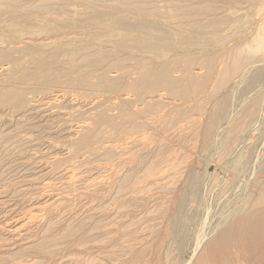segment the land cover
<instances>
[{"label": "rangeland", "instance_id": "1", "mask_svg": "<svg viewBox=\"0 0 264 264\" xmlns=\"http://www.w3.org/2000/svg\"><path fill=\"white\" fill-rule=\"evenodd\" d=\"M27 1L7 0L6 2V0H0V64L2 63L0 65V82H4L8 77L7 72L2 70L3 66L6 67L9 65L8 58L16 60L15 64L9 65L11 66L10 68H13V71L15 70L16 72L23 73L27 71L33 74L37 66L45 65V69L49 72V75L52 78L56 77L60 82L57 87H43L40 89L41 91L38 89L33 92L34 95L28 92L26 97L30 104L27 103L24 107L15 108V106L12 105L0 106V194L3 193L4 196L11 197L15 195H13V193L20 191V189L24 191V187L28 186L26 188L27 191H24L26 194L24 195V193L18 192L17 195L19 197L16 195L15 200L11 203L15 209H18L17 212L22 213L23 210L25 211L28 209L27 207H29V201H31V199L37 200V198L40 197V193L37 194L36 189L41 188V184L45 182V180L42 179L43 175L41 172L43 170L48 171L49 169H53L55 173L69 166L71 163H76L79 159H81L79 161L80 163L85 164L81 167V172L84 171L82 172L84 175H82V178H93L94 174L97 175V173H99L102 178L103 175L106 174L104 175V181H107L109 176H111L110 178L112 180L111 188H105L106 190L100 188L97 191H93L92 189H83L85 188V182H78L72 189H66L67 187L62 185L63 182L61 180H59L58 183L55 176L52 178V182L54 179L53 192L55 194L65 192L68 197V203L67 209L61 212L62 214L55 215L52 219L54 223H56V229L52 231V234L57 238H55L56 240L54 239L52 244V249L54 251L47 257L48 259L50 257L49 260L45 258V261H41L46 262L45 264H90V262L91 264H197L205 247L215 241L217 237H221L219 235L229 226H234L233 224H236V221L237 223L238 221H245L247 227L253 228L259 226L256 222L259 221L263 214V218H261L259 222H264V210L262 211V209H264V204L254 207V201L264 194V53L257 54L256 58L253 57L251 59L249 54L248 56L247 54L245 55L248 51L247 48L254 44V37H256L259 31V23H261L264 18V16L262 17L264 11H261V8H263L261 4L264 5V0H233V2L232 0H189L188 3L195 2L194 4L199 6L196 7V9L204 14L203 18H205V21L202 22L201 31H197L199 28H192L193 26L184 28L182 26H165L161 24V21L149 18V14L136 15L139 13L135 14L132 10L127 8V4H132L134 2L139 3V1L141 2L143 0H57L58 3L56 0ZM242 1L245 4H243ZM66 3L69 4L67 5ZM200 4H202L203 7ZM209 7L210 10H207ZM226 9L229 10L228 13H225V11H227ZM237 10L240 11L238 12ZM47 12L49 14H47ZM124 21L131 25H138L140 23L148 25L149 33L152 36L145 35V37L141 39V43L142 46H147L148 44L150 46L154 43L156 51L152 53L150 51L151 49H143L129 40L128 38L131 33H127L124 27L122 28L121 22ZM155 22L164 27L162 26L159 29V27L156 26L157 24H154ZM157 28L160 31L157 30ZM161 32H164L163 35ZM134 35L141 36L139 33H134ZM162 36H172V45L162 40L164 39ZM122 40L127 41V47L125 46V49L119 46ZM17 46H21L22 49L17 51ZM228 51L232 52L229 53ZM236 51L240 54L243 53L242 51H245L243 53L244 56L241 55V57L242 59L245 58L247 61L243 60L242 68L230 74L231 78L228 82L222 78L224 74L223 68L224 70L227 68L230 70V66H233L232 56H234L233 54H235ZM246 57H249L248 59H250V61H248ZM175 59H177L175 61L177 65L173 62ZM186 59H191L192 65L190 66V70L204 67L203 69H205V72L209 70L207 68V62L210 61V59L215 61L213 63L214 72L212 80L207 83L205 89L201 93L185 99L181 96L174 97L169 91H164L165 88L163 87H157L152 93L145 92L142 94L131 87V85L139 81V71L137 72V70L138 63L141 61H144L146 63L145 65L148 67L151 65L150 68H152L153 65L155 69H169V71H172L171 77L174 78L177 76L175 77L177 82L179 85H182L183 82L180 83V81L185 78L184 76L186 73L185 66L181 61ZM118 60L119 62L117 63ZM178 60L181 62L180 64ZM117 73L118 76L120 75L123 77L119 76V80L116 81L117 86L120 87L116 93L111 94L102 89L94 93L92 90L93 86H100L104 81L103 76L106 77ZM221 73L223 74L221 75ZM88 76L91 83L90 86H85L80 90L76 87L72 89V86H66V84H68L67 82H70L71 79L75 82ZM219 76L220 78L218 79ZM119 84L121 85L119 86ZM58 92L66 94L67 97H62L63 100L59 98L58 101L56 100L57 104L55 105V101L52 105H48L47 107L40 105L41 102L44 101L45 96H50L51 94L55 95ZM159 92L165 94L163 101L161 100L162 103L157 101L158 103L151 102L150 106L146 105L145 107L143 105V99L149 100V97H153ZM97 95L100 96L99 104L96 106L89 105L88 102L91 101L92 97ZM117 95H128L131 100L129 102L130 104L127 106H115L113 102L116 101L115 98L118 97ZM198 102H200L199 106ZM160 105L161 107L159 108L158 106ZM44 108L47 112H45ZM141 110L143 112H141ZM65 112L66 115H63ZM134 112H136V114ZM100 113H103V115L107 117H112L109 125L102 126L104 136L102 135L97 138L98 141L95 139V144L91 149L92 151H83L79 155L78 160L74 161L75 159L73 160L67 157L68 155L63 149H66L64 145L66 142L65 138L68 134L66 130L68 126H76L78 123L85 121L94 128L98 125L95 120ZM127 114L134 115L137 126L146 124L144 128L140 125L135 130L131 125L124 124L123 120ZM56 116L57 118H54ZM78 116H80V118ZM181 117L182 119H180ZM76 121L77 123H75ZM169 121L172 122V124ZM113 124H115V126ZM30 125H32V128ZM143 133L149 134V139L146 141L147 146L131 148L127 145L130 139H135L137 135L139 136ZM155 135L157 136L155 137ZM168 136L170 138H168ZM108 145H117L120 150L110 153L102 150L104 146L106 147ZM11 146H13L12 149L10 148ZM120 147H122V149ZM126 147H128V151ZM161 151L164 155L161 154ZM6 155L8 156L6 157ZM167 157L170 158L169 162L174 163L178 169L174 178V183L167 187H159L156 183L148 187L143 177L151 171L156 174L163 170L167 164L166 161H168ZM86 160L88 162H86ZM158 164L159 166L155 167ZM147 165L149 167H147ZM45 166H47V168ZM24 169L25 171H23ZM113 169H117V176H115L116 172ZM10 172L13 173L11 174ZM118 172L120 177L118 176ZM113 176H115V178ZM126 176L130 178L133 176L130 180L132 183L131 186L134 185L133 188L135 189V186L139 183L140 185L138 184V186L140 187L138 188L137 186L136 188H138L137 190L141 193L133 194V196L130 192L131 189L126 188L125 191V187L124 189L121 187L123 185L122 179L127 178ZM156 176L157 177H154L158 179L160 175ZM20 177L22 178L19 179ZM154 177L153 179H155ZM45 178L47 179V177ZM55 181H57V183ZM34 183L37 185L35 186ZM77 187L79 188L77 189ZM146 188L148 189L146 190ZM28 189H30V192ZM142 190L147 194L145 192L142 193ZM19 194L22 195V197H20ZM135 195L137 196L135 197ZM108 201L111 202L109 203ZM98 207H100V209ZM89 208H94L95 210L91 212ZM119 208L121 210H119ZM8 211L9 209L0 207V226L8 219H10V221L8 220L9 222H12L11 217L13 215L9 214ZM254 212H257L255 216ZM90 214L92 216H90ZM251 214L254 216H252L253 218H251ZM89 217H92V219ZM250 218L251 220L249 221ZM54 219L58 220L55 221ZM60 219L62 222L59 221ZM80 224L83 225V231L81 230L75 233L76 236L73 234L74 236L72 235V238L71 236L66 238L62 237L63 240L60 238L61 233L63 234L68 228L73 229L75 225L76 228ZM62 229L65 230L63 231ZM109 230L111 232H109ZM106 231L108 236H105ZM36 232L37 231H34V234ZM99 232L102 233L100 234ZM42 234L43 232H41V235L40 233L35 235V240H39V236L42 237ZM5 237H2V239H4L2 245L10 243L9 237ZM54 245H56L55 247L57 249L53 247ZM2 250H4V254H8L0 257V264H16L25 260L27 261V258H32L33 256V254H28L26 257H22L23 259L18 257L19 259L16 258V260L18 259L19 261L17 260L18 262H16L14 260L15 256H10L9 254L12 248H3ZM79 254H81V256ZM34 256V259L32 258L29 260H37V255Z\"/></svg>", "mask_w": 264, "mask_h": 264}, {"label": "bare ground", "instance_id": "2", "mask_svg": "<svg viewBox=\"0 0 264 264\" xmlns=\"http://www.w3.org/2000/svg\"><path fill=\"white\" fill-rule=\"evenodd\" d=\"M19 1V0H18ZM27 1V0H26ZM52 1V0H50ZM76 1V0H75ZM82 1V0H81ZM89 1V0H88ZM118 1V0H117ZM193 1V0H192ZM224 1V0H223ZM7 2V0H6ZM28 2V1H27ZM55 2V1H54ZM57 2V0H56ZM60 2V1H59ZM86 2V1H85ZM93 2V1H91ZM95 2V1H94ZM112 2V1H111ZM131 2V1H130ZM189 0H143V1H139L138 2H134L132 4H127V8L129 10H132L135 14L136 13H139V14H136V15H140V14H149V18H154V19H157L159 21H161V24L165 25V26H182L183 28L184 27H187V26H193L192 28H199L197 29V31H201L200 28H201V25H202V22L205 21V18H203L204 14L201 12V11H198L196 9V7H199V6H196V4L194 3H188ZM209 2V1H208ZM220 2V1H219ZM233 2V0H232ZM24 3V2H23ZM31 3V2H30ZM58 3V2H57ZM88 3V2H87ZM104 3V2H103ZM108 3V2H107ZM205 3V2H204ZM210 3V2H209ZM221 3V2H220ZM239 3V2H238ZM243 3V1H242ZM2 4V3H1ZM16 4V3H15ZM43 4V3H42ZM67 4V3H66ZM65 4V5H66ZM69 4V3H68ZM67 4V5H68ZM89 4V3H88ZM91 4V3H90ZM115 4V3H114ZM125 4V3H124ZM203 4V3H202ZM202 4H200L202 6ZM206 4V3H205ZM211 4V3H210ZM224 4V3H223ZM226 4V3H225ZM245 4V3H243ZM7 5V4H6ZM5 5V6H6ZM59 5V4H57ZM63 5V4H62ZM66 5V6H67ZM79 5V4H78ZM111 5V4H110ZM126 5V4H125ZM199 5V4H198ZM16 6V5H15ZM35 6V5H34ZM99 6V5H98ZM119 6V5H118ZM206 6V5H205ZM261 6L264 8V5L261 4ZM3 7V6H2ZM10 7V6H9ZM19 7V6H18ZM25 7V6H24ZM42 7V6H41ZM55 7V6H54ZM75 7V6H74ZM77 7V6H76ZM95 7V6H94ZM102 7V6H101ZM203 7V6H202ZM211 7V6H210ZM210 7L209 9L207 10H210ZM217 7V6H216ZM13 8V7H12ZM20 8V7H19ZM34 8V7H32ZM79 8V7H78ZM82 8V7H81ZM96 8V7H95ZM124 8V7H123ZM218 8V7H217ZM222 8V7H221ZM224 8V7H223ZM234 8V7H233ZM260 8V6H259ZM261 8V11H264V9ZM28 9V7H27ZM45 9V8H44ZM77 9V8H76ZM101 9V8H100ZM111 9V8H110ZM115 9V7H114ZM203 9V8H202ZM263 9V10H262ZM4 10V9H3ZM19 10V9H18ZM26 10V9H25ZM69 10V9H68ZM200 10V9H199ZM216 10V9H215ZM227 10V9H226ZM260 10V9H259ZM22 11V10H21ZM59 11V10H58ZM238 11V10H237ZM240 11V10H239ZM238 11V12H239ZM260 11V13H261ZM32 12V11H31ZM63 12V11H62ZM77 12V10H76ZM94 12H97V11H94ZM117 12V11H116ZM229 10L225 11V13H228ZM3 13V12H2ZM5 13V12H4ZM39 13V12H38ZM44 13V12H43ZM52 13V12H51ZM50 13V14H51ZM106 13V12H105ZM253 13V12H252ZM257 13V11H256ZM255 13V14H256ZM46 14V13H45ZM47 14H49L47 12ZM95 14V13H94ZM97 14V13H96ZM234 14V13H233ZM237 14V13H236ZM251 14V13H250ZM5 15V14H4ZM3 15V16H4ZM7 15V14H6ZM38 15V14H37ZM222 15V14H221ZM226 15V14H225ZM252 15V14H251ZM39 16V15H38ZM62 16V15H60ZM65 16V15H64ZM97 16V15H96ZM106 16V15H105ZM145 16V15H144ZM208 16V15H207ZM214 16V15H213ZM212 16V17H213ZM254 16V15H253ZM258 16V15H257ZM264 16V14L262 15V17ZM35 17V16H34ZM211 17V18H212ZM218 17V16H217ZM233 17V16H232ZM98 18V17H97ZM207 18V17H206ZM255 18V17H254ZM60 19V18H59ZM83 19V18H82ZM85 19V18H84ZM118 19V18H117ZM124 19V18H123ZM209 19V18H208ZM45 20V19H44ZM58 20V19H57ZM71 20V19H70ZM107 20V19H106ZM122 20V19H121ZM217 20V19H216ZM141 21V20H140ZM144 21V20H143ZM212 21V20H211ZM78 22V21H77ZM119 22V21H118ZM208 22V21H206ZM223 22V21H222ZM236 23V22H235ZM71 24V23H70ZM110 24V23H109ZM120 24V23H119ZM122 24V28L124 27V29L126 30V32H130L131 34L129 35V40H131L133 43H135L136 45H138L139 47H142L143 49H151L150 51L152 53H154V51H156V47L154 46V43L153 45H150L149 44L147 46H142V43H141V39L143 37H145V35H151L149 33V28L147 27L148 25H145L144 23L143 24H138V25H131L129 23H126L125 21L124 22H121ZM154 24H157L156 22ZM161 24H157L156 26L159 27H162L160 26ZM257 24V23H256ZM259 28H258V32H257V35L256 37H254V44L249 46L247 48V52L245 53V55L249 54V57L250 59L251 58H256L257 54H262L264 53V18L262 19L261 23H259ZM100 25V24H99ZM115 25V24H114ZM113 25V26H114ZM118 25V24H117ZM228 25V24H227ZM68 26V25H67ZM104 26V25H103ZM106 26H107V23H106ZM109 26V25H108ZM210 26V25H209ZM246 26V25H245ZM256 26V25H255ZM254 26V27H255ZM111 27V26H110ZM164 27V26H163ZM67 28V27H66ZM156 28V27H155ZM174 28V27H173ZM182 28V29H183ZM191 28V29H192ZM245 28V27H243ZM242 28V29H243ZM257 28V27H256ZM78 29V28H77ZM95 29V28H94ZM98 29V28H96ZM111 29V28H110ZM153 29V28H152ZM150 29V30H152ZM157 28V30H159ZM179 29V28H178ZM206 29V28H205ZM221 29V28H220ZM230 29V28H229ZM237 29V28H236ZM246 29V28H245ZM163 30V29H162ZM244 30V29H243ZM6 31V30H5ZM70 31V30H69ZM160 31V30H159ZM164 31V30H163ZM245 31V30H244ZM91 32V31H90ZM155 32V31H154ZM170 32V31H169ZM234 32V31H233ZM81 33V32H80ZM134 33H139L141 34V36H136L134 35ZM152 33V31H151ZM162 35L164 32H161ZM160 33V34H161ZM6 34V33H5ZM110 34V33H108ZM169 34V33H167ZM233 34V33H232ZM68 35V34H67ZM74 35V34H73ZM118 35V34H117ZM19 36V35H18ZM152 36V35H151ZM159 36V35H158ZM113 37V36H112ZM163 37V36H162ZM253 37V36H252ZM57 38V37H56ZM115 38V37H114ZM164 41L168 42V43H171L172 45V36H168V37H163ZM195 38V37H194ZM226 38V37H225ZM2 39V38H1ZM161 39V38H160ZM192 39V38H191ZM110 40V39H109ZM187 40V39H186ZM223 40V39H222ZM27 41V40H26ZM43 41V40H42ZM229 41V40H228ZM31 42V40H30ZM45 42V41H44ZM74 42V41H73ZM126 40H122L120 41L119 43V46L121 48H126L127 45H126ZM152 42V41H151ZM156 42V41H155ZM201 42V41H200ZM54 43V42H53ZM150 43V42H149ZM174 43V42H173ZM224 43V42H223ZM233 43V42H232ZM238 44V43H237ZM13 45V44H12ZM21 45V44H19ZM51 45V44H50ZM156 45V44H155ZM184 45H187V44H184ZM190 45V44H189ZM188 45V46H189ZM197 45V44H196ZM215 45V43H214ZM220 45V44H219ZM10 46V45H9ZM56 46V45H55ZM59 46V45H58ZM126 46V47H125ZM164 46V45H163ZM33 47V46H32ZM29 48V47H28ZM86 48V47H85ZM84 48V49H85ZM117 48V47H116ZM130 48V47H129ZM195 48V46H194ZM233 48V47H232ZM1 49V48H0ZM3 49V48H2ZM9 49V47H8ZM7 49V50H8ZM22 47L21 46H17L16 47V50H21ZM25 49V48H24ZM53 49V48H52ZM95 49V48H94ZM242 49V48H241ZM240 49V50H241ZM246 49V48H245ZM244 49V50H245ZM11 50V49H10ZM13 50V49H12ZM76 50V49H75ZM98 50V49H97ZM118 50V49H117ZM146 50V52L148 53V51ZM164 50V49H163ZM26 51V50H24ZM149 51V52H150ZM239 51V50H238ZM238 51H236L235 54H233L234 56H232V63H233V66H230V70L227 68L224 70L223 68V73H221L222 75V78L225 80V81H228L230 80L231 76L230 74L232 72H237L239 71L243 64L242 62H244L243 60H245V58L242 59L241 55H243V53L245 51H242L243 53L240 54L238 53ZM1 52V51H0ZM8 52V51H7ZM10 52V51H9ZM67 52V51H66ZM80 52V50H79ZM95 52V51H94ZM93 52V53H94ZM229 52V51H228ZM232 52V51H230ZM229 52V53H230ZM234 52V51H233ZM77 53V52H76ZM1 54V53H0ZM8 54V53H7ZM27 54V53H26ZM99 54V53H98ZM225 54V53H224ZM227 54V53H226ZM10 55V54H8ZM24 55V54H23ZM94 55V54H93ZM166 55V54H165ZM218 55V53H217ZM230 55V54H229ZM67 56V55H66ZM78 56V55H77ZM188 56V55H187ZM191 56V55H189ZM231 56V55H230ZM4 57V56H2ZM42 57V56H41ZM74 57V56H73ZM94 57V56H93ZM97 57V56H96ZM134 57V56H133ZM132 57V58H133ZM139 57V56H138ZM162 57V56H161ZM209 57V56H208ZM223 57V56H222ZM248 57V58H249ZM15 58V57H14ZM32 58V57H31ZM36 58V57H35ZM34 58V60H35ZM91 58V57H90ZM105 58V57H104ZM135 58V57H134ZM185 58V57H184ZM246 57V59H248ZM7 59V58H5ZM33 59V58H32ZM37 59H38V54H37ZM71 59V58H70ZM83 59V58H82ZM99 59V58H98ZM107 59V58H106ZM130 59V58H129ZM142 59V58H141ZM228 59V58H227ZM250 59H248V61H250ZM4 60V59H3ZM9 60L8 63L9 65L11 64H15L16 63V60L15 59H7ZM88 60V59H87ZM86 60V61H87ZM101 60V58H100ZM99 60V61H100ZM139 60V59H138ZM151 60V59H150ZM177 59H175L173 62H175ZM182 60V59H181ZM208 60V59H207ZM223 60V59H222ZM258 60V59H257ZM84 61V60H83ZM89 61V60H88ZM102 61V60H101ZM131 61V60H130ZM229 61V59H228ZM247 61V60H245ZM252 61V60H251ZM6 62V61H5ZM31 62V61H30ZM41 62V61H39ZM85 62V61H84ZM91 62V61H90ZM98 62V61H96ZM119 62V60L117 61V63ZM132 62V61H131ZM170 62V61H169ZM179 62V60H178ZM183 64H184V68H185V73L186 75L184 76L185 78L183 80L180 81L183 82L182 85L177 82L176 78L177 76H175L174 78L171 77V72L172 71H169V69L165 70L161 68L160 69H155L153 68V65H152V68H150L151 65L146 66L145 62L144 61H141L138 63V70L137 72L139 71V81L136 82L134 85H131L132 88H134L137 92H139L140 94L142 93H145V92H150L152 93L153 91H155L157 89V87H163L165 88V90L169 91L174 97L175 96H181L182 98H185V99H188L189 97H192L196 94H199L201 93L204 89H205V86L207 85V83H209L211 80H212V77H213V72H214V69H213V63L215 61L211 60L207 62V68L209 69L207 72H205V69L203 68H197L195 70H190V66L192 65V62H191V59H186V60H183L181 61ZM179 62V64L181 63ZM223 62V61H222ZM221 62V63H222ZM224 62H225V58H224ZM230 62V61H229ZM47 63V62H46ZM101 63V62H100ZM105 63V62H104ZM114 63V62H113ZM154 63V62H153ZM176 65H177V62H175ZM173 63V64H175ZM251 63V62H250ZM2 64V63H1ZM0 64V65H1ZM97 64V63H96ZM112 64V63H111ZM110 64V65H111ZM130 64V63H129ZM157 64V63H156ZM228 64V63H227ZM248 64V63H247ZM6 66V67H2V70H5L7 72V75L8 77L6 78V80H4V82H0V106L1 105H12V106H15V108H21V107H24L26 106V104L29 102L27 101V93L28 92H31L33 94L34 91L36 90H40L41 88L43 87H57V85H59V82L60 80L58 81V79L56 77H51L49 75V72L45 69V65H39L36 67L35 71L33 72V74H31L30 72L28 73L27 71H24L25 73L23 72H16L15 70L13 71L12 69L13 68H10L11 66ZM36 65V63H35ZM95 65V64H94ZM109 65V64H108ZM107 65V66H108ZM14 66V65H13ZM20 66V65H19ZM22 66V65H21ZM29 66V65H28ZM31 66V65H30ZM122 66V65H121ZM159 66V65H158ZM163 66V65H162ZM180 66V65H179ZM183 66V65H182ZM228 66V65H227ZM226 66V67H227ZM88 67V65H87ZM119 67V66H118ZM161 67V65H160ZM159 67V68H160ZM167 67V65H166ZM173 67H177V66H173ZM215 67V66H214ZM220 67V66H219ZM232 67V68H231ZM4 68V69H3ZM19 68V67H18ZM25 68V67H24ZM29 68V67H28ZM77 68V67H76ZM108 68V67H106ZM165 68V67H164ZM169 68V67H168ZM27 69V68H26ZM26 69H23V70H26ZM81 69V68H80ZM84 69V68H83ZM122 69V68H121ZM219 69V68H218ZM30 70V69H29ZM98 70V69H97ZM103 70V69H102ZM136 70V69H135ZM177 70V68H176ZM32 71V70H31ZM82 71V70H81ZM93 71V70H92ZM96 71V70H95ZM99 71V70H98ZM3 72V71H2ZM5 72V73H6ZM84 72V71H83ZM91 72V71H90ZM107 72V71H106ZM131 72V71H130ZM222 72V71H221ZM82 73V72H81ZM102 73V72H101ZM77 74V73H76ZM173 74V73H172ZM219 74V73H217ZM2 76V75H1ZM85 76V75H84ZM120 76V75H119ZM119 76H118V73L117 74H112V75H109V76H106L104 77L103 76V83H101L100 86H93V91L94 93L96 91H98L99 89L101 90H106L107 92L111 93V94H114L116 93L120 87L117 86V83L116 81L119 80ZM130 76V75H129ZM128 76V77H129ZM137 76V75H136ZM225 76V78H224ZM234 76V75H233ZM232 76V77H233ZM93 77V76H92ZM120 77H123V76H120ZM102 78V77H101ZM217 78V77H216ZM220 78V76L218 77V79ZM76 79V78H75ZM74 79V80H75ZM122 79V78H121ZM135 79V78H134ZM217 79V80H218ZM89 76L88 77H85L83 78L82 80L79 79V81H71L70 82H67L69 86H72L71 88H79L82 89L84 88L85 86H90V81H89ZM101 80V79H100ZM130 80V79H129ZM221 80V79H220ZM223 80V81H224ZM93 81V80H92ZM95 81V80H94ZM215 81V80H214ZM221 81V82H223ZM232 81V80H231ZM66 82V81H65ZM64 82V83H65ZM122 82V81H121ZM220 82V81H219ZM178 83V84H177ZM216 83V82H215ZM226 83V82H225ZM62 84V83H61ZM218 84V82H217ZM220 84V83H219ZM222 84V83H221ZM96 85V84H95ZM121 84H119L120 86ZM228 85V84H227ZM64 86V84H63ZM65 86V87H66ZM214 86V84H213ZM219 86V85H218ZM225 87V86H224ZM92 88V87H91ZM161 88V89H163ZM69 89V88H68ZM212 90V89H211ZM41 91V90H40ZM43 91V89H42ZM47 91V90H46ZM134 91V90H133ZM161 91V90H159ZM163 91V92H164ZM218 91V90H217ZM50 92V91H49ZM69 92V91H68ZM103 93V92H101ZM135 93V92H134ZM133 93V94H134ZM165 93V92H164ZM164 93H157L155 96L153 97H149V100L146 99L143 103V105L146 107V105L150 106V103L151 102H157V101H160L161 100L163 101L164 99ZM78 94V93H77ZM34 95V94H33ZM80 95V94H79ZM96 95V94H95ZM104 95V94H103ZM170 95V94H169ZM72 96V95H71ZM102 96V95H101ZM118 96V95H117ZM142 96V95H141ZM63 98H66V94L62 93V92H58L57 94L55 95H50V96H45V99L44 101L41 102V106H48V105H52L54 103H56V100L58 101L59 98L62 99ZM76 97V96H75ZM44 98V97H43ZM106 98V97H105ZM134 98V97H133ZM198 98V97H197ZM40 99V98H39ZM77 99V98H76ZM202 99V98H201ZM63 100V99H62ZM65 100V99H64ZM67 100V99H66ZM116 100V101H115ZM115 102L114 105H125L127 106L128 104H130L129 102L131 101L129 96L128 95H121V96H118L117 98H115ZM194 100V99H193ZM200 100V99H198ZM60 101V100H59ZM172 101V100H171ZM37 102V101H36ZM61 102V101H60ZM68 102V101H66ZM100 102V96H94L92 97L91 101L88 102L89 105H93V106H96L98 105ZM175 102V101H174ZM197 102V101H196ZM200 102H202L200 100ZM200 102H198V106L200 104ZM70 103V102H69ZM110 103V102H109ZM132 103V102H131ZM134 103V102H133ZM152 103V104H153ZM158 103V102H157ZM162 103V102H161ZM160 103V104H161ZM205 103V102H204ZM30 104V103H28ZM34 104V103H33ZM39 104V102H38ZM59 104V103H58ZM66 104V103H65ZM174 104V103H173ZM196 104V103H195ZM37 105V104H36ZM39 105V106H40ZM82 105V104H81ZM132 105V104H131ZM134 105V104H133ZM154 105V104H153ZM166 105V104H165ZM29 106V105H28ZM69 106V105H68ZM88 106V105H86ZM102 106V105H101ZM104 106V105H103ZM157 106V105H156ZM172 106V105H170ZM185 106V105H184ZM32 107V106H31ZM109 107V106H108ZM107 107V108H108ZM159 108L161 107L158 106ZM164 107V106H163ZM43 108V107H42ZM58 108V107H57ZM68 108V107H67ZM170 108V107H169ZM167 108V109H169ZM188 108V107H187ZM186 108V109H187ZM46 109H49V108H46ZM51 109H52V106H51ZM55 109V108H54ZM86 109V108H85ZM90 109V108H89ZM149 109V107H148ZM157 109V108H156ZM155 109V110H156ZM197 109V107H196ZM27 110V109H26ZM36 110V108H35ZM45 110V108H44ZM43 110V111H44ZM57 110V109H56ZM113 110V109H111ZM144 110V108H143ZM162 110V109H161ZM188 110V109H187ZM192 110V109H190ZM199 110V109H198ZM31 111V109H30ZM34 111V110H33ZM41 111V110H40ZM39 111V112H40ZM54 111V110H53ZM71 111V110H70ZM77 111V109H76ZM81 111V110H80ZM185 111V110H184ZM251 111V110H250ZM8 112V111H7ZM13 112V111H12ZM28 112V111H27ZM32 112V111H31ZM45 112H47V110H45ZM94 112V111H93ZM141 112H143L141 110ZM140 112V113H141ZM183 112V111H182ZM190 112V111H189ZM194 112V111H193ZM37 113V112H36ZM43 113V112H42ZM62 113V112H61ZM60 113V114H61ZM75 113V112H74ZM73 113V114H74ZM90 113V112H89ZM131 113V112H130ZM133 113V112H132ZM136 114V112H134ZM192 113V112H191ZM25 114V113H24ZM44 114V113H43ZM68 114V113H67ZM139 114V113H137ZM145 114V113H144ZM152 114V113H151ZM161 114V113H160ZM184 114V113H183ZM187 114V113H186ZM40 115V114H39ZM63 115H66V112L63 114ZM86 115V114H85ZM97 115V114H96ZM113 115V114H112ZM154 115V114H152ZM151 115V116H152ZM10 116V115H9ZM52 116V114H51ZM60 116V115H59ZM58 116V117H59ZM70 116V115H69ZM115 116V114H114ZM185 116V115H184ZM192 116V115H191ZM5 117V116H4ZM41 117V116H40ZM46 117V116H45ZM61 117V116H60ZM80 118V116H78ZM96 117V116H95ZM110 117V116H109ZM107 117L106 115H103V113H100L95 122L98 123V125H96V127L92 128L91 127V124H89L88 122H82V123H78L76 126H68V129L67 132V136L65 138L66 142H65V148L66 149H63L64 151H66V154L68 155L67 157H70V159H75L74 161L78 160L79 158V155L85 151V152H88L92 149L93 145L95 144V139L101 137L103 134H104V130L102 129L104 127V125H109V123L111 122L112 120V117ZM137 117V116H136ZM153 117V116H152ZM3 118V117H2ZM38 118V117H37ZM54 118H57L54 117ZM63 118V117H62ZM66 118V116H65ZM92 118V117H91ZM149 118V117H148ZM147 118V119H148ZM168 118V117H167ZM166 118V119H167ZM191 118V117H190ZM7 119V118H6ZM24 119V118H23ZM50 119V118H49ZM78 119V118H77ZM83 119V118H82ZM93 119V118H92ZM91 119V120H92ZM136 119V118H135ZM134 119V115L132 114H127L125 117H124V124H128V125H131L133 127V129H137L138 126L142 125H138L137 126V121ZM165 119V118H164ZM163 119V120H164ZM171 119V118H170ZM169 119V120H170ZM182 119V117L180 118ZM188 119V118H187ZM45 120V119H44ZM56 120V119H55ZM71 120V119H70ZM76 120V119H75ZM81 120V119H80ZM117 120V119H116ZM179 120V119H178ZM177 120V122H178ZM29 121V120H28ZM171 121V120H170ZM169 121V122H170ZM73 122V121H72ZM71 122V123H72ZM122 122V121H121ZM119 122V123H121ZM150 122V121H149ZM176 122V123H177ZM17 123V122H16ZM51 123V122H50ZM62 123V122H61ZM77 123V121L75 122ZM94 123V122H93ZM153 123V122H152ZM164 123V122H163ZM172 124V122H170ZM180 123V122H179ZM68 124V123H66ZM117 124V123H116ZM123 124V123H122ZM123 124V125H124ZM167 124V123H166ZM169 124V123H168ZM185 124V123H184ZM193 124V123H192ZM21 125V124H20ZM19 125V127H20ZM34 125V124H33ZM61 125V124H60ZM115 126V124H113ZM146 125V124H145ZM145 125H142V127L144 128ZM162 125V124H161ZM201 125V124H200ZM25 126V125H24ZM35 126V125H34ZM46 126V125H45ZM66 126V125H65ZM103 126V127H102ZM112 126V125H111ZM30 127L32 128V125H30ZM36 127V126H35ZM117 127V126H116ZM141 127V128H142ZM147 127V126H146ZM158 127V126H157ZM161 127V126H160ZM176 127V126H175ZM9 128V127H8ZM39 128V127H38ZM112 128V127H111ZM128 128V127H127ZM181 128V127H180ZM189 128V127H188ZM51 129V128H50ZM56 129V128H55ZM140 129V128H139ZM165 129V128H164ZM167 129V128H166ZM183 129V128H182ZM186 129V128H185ZM197 129V128H196ZM10 130V129H9ZM13 130V129H11ZM21 130V129H20ZM38 130V129H37ZM36 130V131H37ZM153 130V129H152ZM170 130V128H169ZM172 130V129H171ZM190 130V129H189ZM32 131V130H31ZM106 131V130H105ZM109 131H110V127H109ZM108 131V132H109ZM112 131V130H111ZM128 131V130H127ZM186 131V130H185ZM194 131V130H193ZM196 131V130H195ZM9 132V131H8ZM12 132V131H11ZM10 132V133H11ZM23 132V131H22ZM113 132V131H112ZM120 132V130H119ZM148 132V131H146ZM169 132V131H168ZM178 132V131H177ZM6 133V132H5ZM26 133V132H24ZM123 133V132H122ZM186 133V132H185ZM16 134V133H15ZM22 134V133H21ZM1 135V134H0ZM3 135V134H2ZM36 135V134H35ZM112 135V134H111ZM124 135V134H123ZM153 135V133H152ZM193 135V134H192ZM16 136V135H15ZM28 136V135H27ZM60 136V135H59ZM104 136V135H103ZM106 136V134H105ZM135 136V135H134ZM157 135H155L156 137ZM159 136V135H158ZM21 137V136H20ZM32 137V136H31ZM175 137V136H174ZM23 138V137H22ZM62 138V137H61ZM116 138V137H115ZM122 138V137H121ZM125 138V136H124ZM151 138V136H150ZM168 138H170L168 136ZM12 139V137H11ZM18 139V137H17ZM102 139V138H101ZM149 139V134L148 133H143V134H140L139 136L137 135V138L135 139H130L128 141V144L131 148L132 147H145L147 146L146 145V141H148ZM167 139V138H166ZM180 139V137H179ZM197 139V138H195ZM104 140V139H103ZM126 140V139H125ZM49 141V140H48ZM58 141V140H57ZM98 141V139H97ZM111 141V140H110ZM179 141V140H178ZM6 142V141H5ZM10 142V141H9ZM7 142V143H9ZM41 142V141H40ZM53 142V141H52ZM101 142V140H100ZM167 142V141H166ZM48 143V142H47ZM118 143V142H117ZM126 143V142H125ZM149 143V142H148ZM147 143V144H148ZM11 144V143H10ZM16 144V142H15ZM14 144V145H15ZM116 144V143H115ZM119 144V143H118ZM122 144V143H121ZM124 144V143H123ZM3 145V144H2ZM6 145V144H5ZM8 145V144H7ZM17 145V144H16ZM15 145V146H16ZM100 145V144H99ZM177 145V144H176ZM21 146V145H20ZM96 146V145H95ZM98 146V145H97ZM128 146V147H129ZM162 146V145H161ZM2 147V146H1ZM13 146H11L10 148L12 149ZM22 147V146H21ZM53 147V146H52ZM103 147V146H102ZM101 147V148H102ZM128 147L127 148V151H128ZM129 147V149H130ZM35 148V147H34ZM57 148V147H56ZM119 147L117 145H108V146H104V148L102 150H105L107 151L108 153L110 152H115V151H118L120 149H118ZM122 149V147H120ZM125 148V150H126ZM138 148V147H137ZM162 148V147H161ZM165 148V147H164ZM53 149V148H52ZM95 149V148H94ZM98 149V148H97ZM124 149V148H123ZM5 150V149H4ZM3 150V151H4ZM8 150V149H7ZM17 150V149H15ZM19 150V149H18ZM56 150V149H55ZM157 150V149H156ZM161 150V149H159ZM193 150V149H192ZM14 151V150H13ZM92 151V150H91ZM123 151V150H121ZM17 152V151H16ZM99 152V151H98ZM103 152V151H102ZM158 152V151H156ZM167 152V151H166ZM174 152V151H173ZM176 152V151H175ZM2 153V152H1ZM51 153V152H50ZM123 153V152H122ZM125 153V152H124ZM123 153V154H124ZM130 153V152H129ZM23 154V153H22ZM65 154V155H66ZM116 154V153H114ZM126 154V153H125ZM151 154V153H150ZM159 154V153H158ZM161 154L162 151H161ZM1 155V154H0ZM52 155V154H51ZM86 155V154H85ZM84 155V156H85ZM119 155V154H118ZM117 155V156H118ZM164 155V154H163ZM162 155V156H163ZM3 156V155H2ZM8 155H6L7 157ZM14 156V155H13ZM20 156V155H18ZM32 156V155H31ZM35 156V155H34ZM50 156V155H49ZM48 156V157H49ZM91 156V155H90ZM94 156V154H93ZM108 156V155H107ZM106 156V158H107ZM110 156V155H109ZM126 156V155H125ZM124 156V157H125ZM128 156V155H127ZM26 157V156H25ZM61 157V156H60ZM115 157V156H114ZM122 157V156H121ZM144 157V156H143ZM149 157V156H148ZM170 157V156H169ZM183 157V156H181ZM188 157V156H187ZM35 158V157H34ZM43 158V157H42ZM66 158V157H65ZM89 158V157H88ZM87 158V160H88ZM105 158V159H106ZM159 158V157H158ZM168 158V157H167ZM166 158V159H167ZM5 159V158H4ZM95 159V158H94ZM104 159V158H103ZM136 159V158H135ZM164 159V160H166ZM45 160V159H44ZM57 160H61V159H57ZM81 159H79L80 161ZM86 160V162H88ZM99 160V158H98ZM123 160V159H122ZM149 160V159H148ZM161 160V159H160ZM168 161L166 166L164 167L163 170L159 171L158 173L154 174V172H149L151 174H147L145 175V177H143L145 179V183H147L146 185L149 187V185H154L156 183L157 186L159 187H164V186H171L173 183H174V178L177 174V168L176 166L174 165V163H170V158L167 159ZM186 160V159H185ZM3 161V160H2ZM11 161V160H10ZM35 161V159H34ZM79 161H77L76 163H71L69 166H66L64 167L63 169H61L60 171L58 170L57 172L54 173L53 169H49L48 171H42V179L45 180V182L43 184H41V188H37L36 189V192L37 194L40 193V197L37 198V200H32L29 201V207H27L28 209L27 210H23V212H17L18 209H15V207L11 204L12 201L15 200V196L19 193H24V195L26 194L24 191L26 190V188L28 187H24L25 190L23 191L22 189H20V191L18 192H15L13 193L14 196H4L3 193L0 194V207L2 208H6V209H9V214H12L13 216L11 217L12 219V222H9L10 219H8L6 222H3V225L0 226V257L2 256H5L6 254L3 253L4 250H2L3 248H12V250L10 251L11 253L10 256H15V261L18 262L19 258L21 257V259H23L22 257H26V255L28 254H33L32 258L34 259V255H37V260H29V259H32L31 257L27 258L28 260L26 261L25 258L24 260L25 261H22V262H19V263H16V264H45L46 262L45 261V258H47L48 256H50L52 254V251H54L52 249V244H53V241L56 237L53 236L52 234V231L56 229V223H54V221L52 220L54 218L55 215H58L60 214L61 212H64L65 209H67V203H68V197L66 196L67 194L64 192H60L59 194H55L53 192V182H54V179H53V182H52V178L55 176L56 180L58 181L59 183V180H61L63 182L62 185H64V187H67L66 189H72L73 187H75V185L78 183V182H85L84 184V187L83 189H87V190H99L100 188H102L103 190H106V189H109L111 188V183H112V180H111V176H109L108 180L107 181H104L105 178H104V174L103 175V178L99 175V173H97V175L94 174V177L93 178H88V179H85V178H82V175L84 171L81 172V167L83 166L84 163H80ZM85 161V160H84ZM101 161V159H100ZM127 161V160H126ZM144 161V159H143ZM15 162V161H14ZM73 162V161H72ZM97 162V161H96ZM141 162V160H140ZM139 162V163H140ZM148 162V161H147ZM150 162V161H149ZM157 162V161H156ZM164 162V161H163ZM172 162V161H171ZM182 162V161H181ZM42 163V162H41ZM57 163V162H56ZM59 163V162H58ZM136 163V162H135ZM151 163V162H150ZM162 163V162H161ZM28 164V163H27ZM38 164V163H37ZM141 164V163H140ZM149 164V163H148ZM154 164V163H153ZM44 165V164H43ZM85 165V164H84ZM92 165V164H91ZM100 165V164H99ZM50 166V165H49ZM52 166V165H51ZM146 166V165H145ZM158 165H156L155 167H158ZM47 168V166H45ZM90 167V166H89ZM104 167V166H103ZM111 167V166H110ZM136 167V166H135ZM147 167H149L147 165ZM151 167V166H150ZM20 168V167H19ZM27 168V167H26ZM113 168V167H112ZM138 168V167H136ZM181 168V167H180ZM33 169V168H32ZM35 169V168H34ZM83 169V168H82ZM98 169V168H97ZM101 169V168H100ZM154 169V168H152ZM4 170V169H3ZM17 170V169H16ZM39 170V169H37ZM95 170V169H94ZM115 170V169H113ZM125 170V169H123ZM151 170V169H150ZM156 170V169H155ZM10 171V170H9ZM25 171V169L23 170ZM22 171V172H23ZM98 171V170H97ZM103 171V170H102ZM117 171V169L115 170V172ZM141 171V170H140ZM145 171V169H144ZM149 171V170H148ZM184 171V170H183ZM3 172V171H2ZM16 172V171H15ZM46 172V173H45ZM89 172V171H88ZM109 172H110V169H109ZM143 172V171H142ZM11 173V172H10ZM13 173V172H12ZM11 173V174H12ZM21 173V172H20ZM114 173V172H113ZM126 173V172H125ZM153 173V174H152ZM10 174V175H11ZM35 174V173H34ZM129 174V173H128ZM133 174V173H132ZM139 174V173H137ZM109 175V174H108ZM119 172H118V176H119ZM141 175V174H140ZM143 175V176H144ZM156 175H160L157 178ZM34 176V175H33ZM84 176V175H83ZM115 176H117V172L115 173ZM115 176H113L115 178ZM124 176V175H123ZM131 176V174H130ZM136 176V174H135ZM138 176V175H137ZM155 176V177H154ZM1 177V176H0ZM9 177V176H8ZM47 177V179L45 178ZM120 177V176H119ZM118 177V179H119ZM127 177V176H126ZM133 177V176H132ZM131 177V178H132ZM139 177V176H138ZM153 177L155 179H153ZM180 177V176H179ZM13 178V176H12ZM17 178V176H16ZM22 177H20L19 179H21ZM24 178V176H23ZM45 178V179H44ZM131 178L130 177H127V178H123L121 181L123 183V185L121 187H125V191H126V188H129L131 189V193L132 195L133 194H136V193H141L140 191H138L137 189L140 187L138 186V188H136L137 186H135V189L133 188V186H131ZM142 178V177H141ZM3 179V178H2ZM5 179V178H4ZM10 179V178H9ZM26 179V178H25ZM31 179V178H29ZM35 179V178H34ZM41 179V180H42ZM113 179V178H112ZM11 180V179H10ZM32 180V179H31ZM64 180V181H63ZM117 180V179H116ZM134 180V178H133ZM137 180V179H136ZM57 181H55L57 183ZM141 181V180H140ZM156 181V182H154ZM25 182V181H24ZM61 182V183H62ZM118 182V181H117ZM133 182V181H132ZM142 182V181H141ZM2 183V182H1ZM121 183V184H122ZM16 184V183H15ZM35 184V183H34ZM38 184V182H37ZM35 184V186L37 185ZM120 184V185H121ZM177 184V183H176ZM175 184V185H176ZM39 185V184H38ZM140 185V184H139ZM2 186V185H1ZM18 186V185H17ZM34 186V185H32ZM55 186V185H54ZM80 186V185H79ZM83 186V185H82ZM119 186V185H118ZM40 187V186H39ZM57 187V186H56ZM63 187V188H64ZM81 187V186H80ZM142 187V186H141ZM151 187V186H150ZM153 187V186H152ZM3 188V187H2ZM79 187H77L78 189ZM106 188V189H105ZM144 188V187H143ZM143 188H140V189H143ZM57 189V188H56ZM75 189V188H74ZM82 189V188H81ZM101 189V191H102ZM148 188H146L147 190ZM155 189V188H154ZM159 189V188H158ZM163 189V188H162ZM2 190V189H1ZM16 190V189H15ZM29 192H30V189H28ZM60 190V189H59ZM122 190V189H121ZM144 190V189H143ZM142 190V193L145 192ZM17 191V190H16ZM27 191V190H26ZM32 191V190H31ZM81 191V190H80ZM85 191V190H83ZM123 192V193H126V192ZM129 191V190H128ZM127 191V192H128ZM151 191V190H150ZM156 191V190H155ZM161 191V190H160ZM171 191V190H170ZM33 192V191H32ZM31 192V193H32ZM86 192V191H85ZM90 192V191H89ZM92 192V191H91ZM117 192V191H116ZM129 192V193H130ZM169 192V191H168ZM57 193V192H56ZM78 193V191H77ZM93 193V192H92ZM146 193V192H145ZM82 194V193H81ZM95 194V193H93ZM147 194V193H146ZM262 194V193H261ZM20 195V194H19ZM23 195V196H24ZM79 195V194H78ZM89 195V194H88ZM117 195V194H116ZM118 195H121V194H118ZM127 195V194H126ZM130 195V194H129ZM131 195V196H132ZM253 195V194H252ZM18 196V195H17ZM29 196V195H28ZM80 196V195H79ZM84 196V195H83ZM105 196V195H104ZM134 196V195H133ZM137 195H135L136 197ZM254 196V195H253ZM19 197V196H18ZM20 197H22V195H20ZM130 197V196H129ZM164 197V196H163ZM79 198V197H78ZM132 198V197H131ZM153 198V197H152ZM113 199V198H112ZM91 200V199H90ZM130 200V199H129ZM128 200V201H129ZM133 200V199H132ZM153 200V199H152ZM157 200V199H156ZM162 200V199H161ZM92 201V200H91ZM96 201V200H95ZM113 201V200H112ZM125 201V200H124ZM17 202V201H16ZM19 202V201H18ZM27 202V201H26ZM84 202V201H83ZM109 202V201H108ZM111 202V201H110ZM109 202V203H110ZM151 202V200H150ZM155 202V201H154ZM250 202V200H249ZM254 207L256 206H261L264 204V194L261 195L257 200L254 201ZM15 203V202H13ZM73 203V202H72ZM86 203V202H85ZM92 203V202H91ZM70 204V203H69ZM75 204V203H74ZM112 204V203H111ZM121 204V203H120ZM146 204V203H145ZM144 204V205H145ZM15 205V204H14ZM26 205V204H25ZM116 205V204H115ZM74 206V205H73ZM79 206V204H78ZM100 206V205H99ZM103 206V205H101ZM106 206V205H104ZM120 206V205H119ZM17 207V206H16ZM83 207V206H82ZM87 207V205H86ZM164 207V206H163ZM253 207V208H254ZM20 208V207H19ZM100 209V207H98ZM121 208V207H120ZM119 208V210H121ZM21 209V208H20ZM19 209V210H20ZM86 209V208H85ZM104 209V208H103ZM92 210H95L94 208H89V211L92 212ZM102 210V209H101ZM106 210V209H105ZM108 210V208H107ZM260 210V209H259ZM264 209H262L263 211ZM72 211V210H71ZM56 212V213H55ZM90 212V213H91ZM107 212V211H106ZM112 212V211H111ZM116 212V211H115ZM55 213V214H54ZM86 213V212H85ZM113 213V212H112ZM257 214V212H254V216ZM259 213V212H258ZM7 214V213H6ZM62 214V213H61ZM76 214V213H75ZM117 214V213H116ZM247 214V213H246ZM245 214V216H246ZM73 215V214H72ZM85 215V214H84ZM96 215V214H95ZM3 216V215H2ZM74 216V215H73ZM90 216H92L90 214ZM113 216V215H112ZM123 216V214H122ZM133 216V215H132ZM253 215L251 214V218ZM263 216V214H262ZM261 216V218H263ZM60 217H63V216H60ZM59 217V218H60ZM77 217V216H75ZM88 217V216H87ZM126 217V216H125ZM124 217V218H125ZM57 218V216H56ZM58 218V219H59ZM92 219V217H89ZM101 218V216H100ZM105 218V217H104ZM103 218V219H104ZM113 218V217H112ZM116 218V216H115ZM251 218L249 219V221L251 220ZM258 218V217H257ZM260 218V219H261ZM57 219V220H58ZM118 219V218H117ZM256 219V218H255ZM259 219V221H260ZM4 220V219H3ZM55 220V219H54ZM55 220V221H57ZM63 220V219H62ZM108 220V219H107ZM135 220V219H134ZM145 220V219H144ZM243 220V219H242ZM245 220V219H244ZM60 222L61 219L59 220ZM70 221V220H69ZM246 221H247V218H246ZM256 222L259 226H256V227H253V228H249L247 227L245 224L246 222L245 221H236V224H233L234 226H229L221 235V237H217L215 239V241H213L210 245L206 246L205 249H204V252L203 254H201L199 260H198V263L197 264H264V222ZM72 223V221H71ZM70 223V224H71ZM86 223V222H85ZM108 223V222H107ZM112 223V222H111ZM120 223V222H119ZM139 223V222H138ZM113 224V223H112ZM127 224V223H126ZM125 224V225H126ZM249 224V223H248ZM74 225V224H73ZM77 225V224H76ZM75 225V226H76ZM60 226V225H59ZM72 226V225H71ZM73 229L71 228H68L63 234L61 233V236L60 238L62 239L63 238H66V237H70L72 238V235L79 231L82 230L83 228V225H79L78 227H76ZM121 226V225H119ZM129 226V225H127ZM58 227V225H57ZM61 227V226H60ZM65 227V226H64ZM70 227V226H69ZM125 227V226H124ZM130 227V226H129ZM134 227V226H133ZM98 228H101V227H98ZM108 228V227H107ZM111 228V227H110ZM151 228V227H150ZM116 229V228H115ZM58 230H61V229H58ZM63 230V229H62ZM65 230V229H64ZM63 230V231H64ZM118 230V229H117ZM126 230V229H124ZM137 230V229H136ZM34 231H37L35 234H34ZM83 231V230H82ZM97 231V230H96ZM41 232H43L42 234V237L39 236V240H35V235H37L38 233H40L41 235ZM61 232V231H60ZM92 232V231H91ZM109 232H111L109 230ZM123 232V230H122ZM134 232V230H133ZM100 234L102 232H99ZM98 233V234H99ZM105 236L107 234V231L105 232ZM113 233V231H112ZM111 233V235H112ZM115 233V232H114ZM120 233V232H119ZM132 233V232H131ZM87 234V233H86ZM118 234V233H117ZM121 234V233H120ZM133 234V233H132ZM56 235V234H55ZM60 235V234H58ZM73 235V236H74ZM88 235V234H87ZM130 235V234H129ZM128 235V236H129ZM9 237V240H10V243L8 244H4L2 245V242L4 241V239H2V237ZM76 236V235H75ZM82 236V235H80ZM104 236V235H102ZM101 236V237H102ZM124 236V235H123ZM38 237V236H37ZM79 237V236H77ZM84 237V236H83ZM95 237V235H94ZM93 237V238H94ZM116 237V236H115ZM126 237V236H125ZM6 238V237H5ZM59 238V237H58ZM108 238V237H107ZM57 239V238H56ZM55 239V240H56ZM75 239V238H74ZM90 239V238H89ZM101 239V238H100ZM119 239V238H118ZM135 239V238H134ZM6 240V239H5ZM63 240V239H62ZM76 240V239H75ZM84 240V239H83ZM86 240V239H85ZM115 240V238H114ZM155 240V239H154ZM8 241V240H6ZM89 241V240H88ZM93 241V240H92ZM95 241V240H94ZM122 241V240H121ZM144 241V239H143ZM68 242V241H67ZM82 242V241H81ZM84 242V241H83ZM109 242V241H108ZM141 242V241H140ZM57 243V242H56ZM69 243V242H68ZM73 243V242H72ZM93 243V242H92ZM98 243V242H97ZM62 244V243H61ZM86 244V243H85ZM150 244V243H149ZM57 245V244H56ZM56 245H54L53 247H55ZM71 245V244H70ZM93 245V244H92ZM82 246V245H81ZM72 247V246H71ZM78 248V247H77ZM136 248V247H135ZM55 249H57L55 247ZM197 249V248H196ZM93 250V249H92ZM121 250V249H120ZM203 250V249H202ZM60 251V250H59ZM88 251V250H87ZM57 252V251H56ZM55 252V253H56ZM75 252V251H74ZM83 252V251H82ZM96 252V251H95ZM131 252V251H130ZM89 253V252H88ZM94 253V251H93ZM108 253V252H107ZM106 253V254H107ZM62 254V253H61ZM82 254V253H81ZM81 254H79L81 256ZM97 254V253H95ZM104 254V253H103ZM113 254V253H112ZM91 255V254H90ZM98 255V254H97ZM114 255V254H113ZM66 256V255H65ZM70 256V255H69ZM86 256V255H85ZM89 256V255H88ZM87 256V257H88ZM19 257V258H18ZM83 257V256H82ZM81 257V258H82ZM99 257V256H98ZM10 258V257H9ZM16 258H18L16 260ZM67 258V257H66ZM80 258V257H79ZM85 258V257H84ZM109 258V256H108ZM12 259V257H11ZM48 259V258H47ZM46 259V260H47ZM50 259V257H49ZM48 259V260H49ZM71 259V258H70ZM41 260H44V261H41ZM60 260V259H59ZM72 260V259H71ZM77 260V259H76ZM89 260V259H88ZM91 260V259H90ZM97 260V259H96ZM101 260V259H100ZM143 260V258H142ZM10 261V260H9ZM84 261V260H83ZM86 261V260H85ZM95 261V259H94ZM102 261V260H101ZM160 261V260H159ZM11 262V261H10ZM77 262V261H76ZM123 262V261H122ZM170 262V261H169ZM13 263V262H12ZM71 263V261H70ZM114 263V262H113ZM82 264V263H81ZM85 264V263H84ZM91 264V262H90ZM93 264V263H92ZM125 264V263H124Z\"/></svg>", "mask_w": 264, "mask_h": 264}]
</instances>
